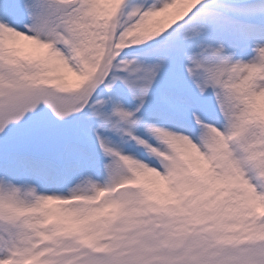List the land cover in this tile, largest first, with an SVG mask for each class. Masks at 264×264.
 <instances>
[{"label":"snow or ice","instance_id":"1","mask_svg":"<svg viewBox=\"0 0 264 264\" xmlns=\"http://www.w3.org/2000/svg\"><path fill=\"white\" fill-rule=\"evenodd\" d=\"M0 264H264V0H0Z\"/></svg>","mask_w":264,"mask_h":264}]
</instances>
